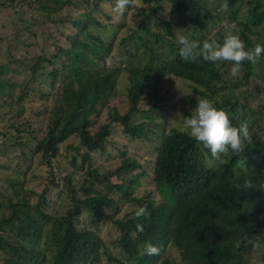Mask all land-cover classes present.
Instances as JSON below:
<instances>
[{
    "label": "trees",
    "instance_id": "1",
    "mask_svg": "<svg viewBox=\"0 0 264 264\" xmlns=\"http://www.w3.org/2000/svg\"><path fill=\"white\" fill-rule=\"evenodd\" d=\"M115 2L64 0L60 7L54 3L56 11L49 12L38 0H0V15H6L9 25H0V47L7 46L3 49L9 57L0 62V74H9L10 67L22 64L11 56V46L5 40L19 32L13 16L28 23L25 31L34 39L32 44L23 45L27 54L34 51L27 68L30 76L24 82L28 88L18 94L14 120L3 121L0 151L7 150L10 155L19 151V161L28 154L29 159L42 156L49 166L50 160H56L60 145L74 136L77 144L65 164L83 179L79 182L80 178L74 181L63 176L52 183L61 184V193L67 198H62L66 203L63 215L53 220L43 211L46 195L38 194L36 204L30 205L33 194L16 182L17 174L6 180L0 193L6 200V205L0 204V231L12 237L8 236V241L0 234V252L8 256L3 264H100L102 257L105 264H264V190L260 189L264 183V98L259 96L264 91V71L256 75L250 62L244 61L242 74L230 78L227 71L231 62H184L177 43L179 36L201 44L218 37L215 40L222 43L227 25L235 23V34L247 48L264 46L260 37H248L255 30L264 33V3L136 0V7L123 14L132 20L128 26L126 20H116L103 11L108 4L112 10ZM224 4L226 12L221 11ZM242 5L245 10L240 14ZM16 6L28 15L14 11ZM64 9L70 13L58 18ZM49 21L70 29L64 44L55 39L50 44L46 40L37 43L43 38L41 32L49 33L44 28L51 30ZM36 28L40 31L33 35L31 30ZM202 34L210 37L205 40ZM116 49L124 55L120 63ZM259 60L264 62V53ZM122 73L128 107L123 114L105 112ZM168 73L187 83L190 95L186 102L191 109L197 97L209 99L229 114L232 127L249 124L244 152L215 161L185 129L169 126L171 98L167 90L144 107L145 97L157 91L162 76ZM35 76L43 79L49 92H37ZM31 99L37 105L31 106L28 116L23 103ZM246 113L250 119L244 117ZM133 142L150 150L147 170L141 159L129 153ZM33 143V147L28 146ZM94 158H106L108 168L95 167ZM57 167L65 170V165ZM0 168L5 169L4 163L0 162ZM246 181L254 187L245 189ZM141 207L147 209L146 218L135 215ZM127 208L128 213L113 220ZM82 212L93 224L89 231L76 228ZM40 222L56 227L48 238L57 247L49 259L38 246ZM106 222L114 223L119 231L117 253L112 255L94 232L99 223ZM137 223L144 225L143 232L137 231ZM257 240L262 247L253 248ZM149 242L159 249V255H142Z\"/></svg>",
    "mask_w": 264,
    "mask_h": 264
},
{
    "label": "rangeland",
    "instance_id": "2",
    "mask_svg": "<svg viewBox=\"0 0 264 264\" xmlns=\"http://www.w3.org/2000/svg\"><path fill=\"white\" fill-rule=\"evenodd\" d=\"M62 1L64 0H38V5L44 6L49 12H54L57 9L56 5L60 7ZM262 2L264 3V0H262ZM102 8H103V11L106 12V14L111 15L116 20H120V21L126 20L128 23V26L131 25L132 20L128 16L115 13L113 9L111 10V4L105 5ZM8 9L10 13L11 8H8ZM244 10H245V6L242 5L240 6L238 11L241 14ZM14 11H16L17 13H22L25 16L28 15L27 12H25L24 10H20L19 8H17V6L14 9ZM58 12H59V9H58ZM69 13H70V10L66 11L64 9L60 12V16H58V18L61 19L62 17H67L66 15ZM31 15H34V14L32 13ZM6 18L7 17L5 14L0 15V25H3L4 27L9 28L8 20H6ZM13 19H15L14 25L17 27H20L18 29L19 32H17L19 36H17V33H16L14 34L12 38L6 37L5 40L7 41V45L11 46V49H10L11 56H14L15 58H17L19 61L22 62V64L10 67L9 71L11 73L9 74H5L4 73L5 71L2 74H0V91H2V93H0V128L3 124V121L6 118H11L14 120V116L16 115V112L18 111V106L15 104V101L18 97V94L21 91L22 93H25L27 90L26 88H28L27 86L25 87L24 82L30 76V73L27 70V68L31 66V63H32L31 60L29 59V56L30 55L32 56L34 53V51L29 50L30 54H27L26 53L27 50L25 51L24 46H23V45H30L34 42L32 35H30L29 33L25 31L26 30L25 27L28 26V23L24 22L22 17L20 16H13ZM48 23H49V26H52V28L50 27L51 30L44 28V30L48 31L49 33L45 31L43 33L41 32V36H43V38L39 39L37 43L41 44L42 42H44V40H46L47 44H50L51 42H53V39H55V40H59L61 44H64L65 37L70 34V29L67 26H62L57 22H53L52 24L51 21H49ZM226 28H227V31L223 33V36H225L229 32L236 33L238 30V27L235 23H231L227 25ZM31 31L33 32V35H34L38 33L40 30L39 28L38 29L36 28V29H32ZM122 33L123 35H125L127 33V29H124ZM256 36L264 40V33H260L258 30H255V33L253 35L250 34L248 37L250 40H253V38H257ZM202 37L205 40H208V37L210 36L208 35L204 36V34H202ZM213 39H218V37H214ZM3 47H7V46L3 44L0 47V55H2V57H0V62H4L5 58L6 60H9V57H5L6 53H4L5 49H3ZM246 49H249V48L246 47ZM161 50H162V47H161ZM164 52L166 51L164 50ZM114 54H116V56L118 57V61L120 63L121 62L120 57L124 55L123 54L121 55V53H119L117 49L114 51ZM115 60L117 59H114V62ZM259 62H263V61L259 60L258 63H256L255 65L250 63L251 72L256 75H258L259 72L264 71V62L263 63H259ZM216 65H218V63H216ZM231 67H229L227 71L228 77L237 78L242 74L240 71L237 77H233L230 74ZM45 70L47 71L48 68H46ZM124 77H125V74L122 73L121 76L119 77V81H118L116 91H115V96L113 99L110 100L107 108L104 109L103 111L112 112V110H116L118 114H123L125 110L127 109L128 106H127V101H126V90H125L127 87V83H126V80H124ZM34 78L36 79L34 87L37 89V92H42V93L49 92V89L46 83L42 82L43 79H40L37 76H35ZM254 79H255V76L253 80ZM169 85H170V90L174 93V100H175V106H174L175 108L174 110H172V112H170L168 116L169 126H173L177 128L181 127L184 129L183 118L178 117L177 114L178 113L182 114L185 117L191 114V111H189L190 109L186 102V97L190 95L188 85L185 82H182L180 80H175V79H170ZM248 85L250 87H253V85H251L250 83H248ZM29 97L36 98L33 95H29ZM26 102H29V103H26ZM23 105L25 106V114L30 116L31 106H36L37 101L33 102V99L26 100L25 103H23ZM144 107H147V106H144ZM103 111H101L102 115L100 116V121H103L105 119V115ZM244 117L250 119L251 115L246 113L244 114ZM76 144H77V141L74 136L68 138L63 144L60 145L61 148H60L59 153H57L56 155V160L55 159L50 160L49 166L44 163L42 156L40 158L37 155L33 159H29V154H28L23 160L19 161V151L16 150L13 155L8 154L7 150L0 151V162L4 163L5 165L4 170L0 168V193L4 190L6 186V180L13 179L15 176L13 173H16L17 174L16 179H15L16 182L23 183L24 185L23 190L33 194V199L32 201H30V205L36 204L35 198L37 197L38 194L43 193L44 195H46V200H47V207L43 208V211L45 212L44 214H46L51 220H53L56 217L58 218L62 216L63 212L66 209L65 207L66 203L64 200L67 201V198H65V196L61 193L63 190V186L61 184H57L56 186H54L52 183L54 184L58 183L59 179L63 176H69L74 181L77 178H80V173L74 172L72 167H69L68 165L65 164L66 159L68 161L69 155L71 157V152L74 150V147L76 146ZM33 145L34 143L31 145L29 144L28 146L33 147ZM129 153L135 156L136 159H141V161L144 162L143 163L144 168L147 170L149 166L148 162L150 160V150L145 144L141 142H133L129 149ZM92 162L95 167L99 165L101 167V170L108 168V165L106 163V158H103L100 160L94 158L92 159ZM58 163L60 164V166L65 165L64 167L65 170H63L62 168L63 171H61V167L58 170V167H57L59 165ZM82 180L83 179L80 178L79 182H81ZM70 185L74 189L78 188V185L73 186L72 183H70ZM146 189L151 190V187L146 186ZM78 195H81V193L80 194L78 193ZM152 195L155 198H157L153 191H152ZM135 196L136 197L142 196V193H135ZM11 203L13 204V202ZM0 204H2V206L6 205V200L3 197H0ZM7 212L8 210H6V213ZM128 212H129V209L127 208L123 212L114 216L113 220H118L119 218L123 217ZM40 225L42 226V230H41V239L38 243V246L41 249H45L44 255L46 256V258L49 259L54 254L57 248L55 246V241L51 242L48 240V238L51 235H53L54 231L56 230V227L51 228L49 227V224H46L43 222H40ZM76 228L84 229L88 231L93 228V224L90 223L89 217L84 212H82V214L78 218ZM94 232L97 234L106 252H108L111 255L117 253L119 231L114 225V223H111V222L99 223L97 229ZM0 234L3 235L2 236L3 238H7V240L10 241V237L8 236H11V235H6V231H0ZM10 244L13 245V242ZM7 257L8 256L6 254L0 252V264H3V260ZM171 258H173V260H176V255L174 253H171ZM100 261H101L100 264H105V261H106L105 257H102Z\"/></svg>",
    "mask_w": 264,
    "mask_h": 264
},
{
    "label": "clouds",
    "instance_id": "3",
    "mask_svg": "<svg viewBox=\"0 0 264 264\" xmlns=\"http://www.w3.org/2000/svg\"><path fill=\"white\" fill-rule=\"evenodd\" d=\"M135 7L136 0H116L113 11L122 15L125 11ZM221 11H227L226 4L221 6ZM177 43L179 45L178 54L184 62L195 63L201 59L205 62L212 63L231 62L232 67L230 74L233 77L239 75L244 61H248L255 65L258 63L261 54L264 53V46L260 44H256L252 49H246L244 41L234 32L226 34L222 43L213 39L211 41H204L201 44L200 42L190 40L186 36H179ZM170 79L179 80L174 78L171 73H168L166 76L163 75L157 87V91L154 94L150 93V95L146 96L144 99V105L149 106L157 95H161L167 90L171 98L170 111L167 116H169L170 112L175 108L174 93L170 90L169 85ZM150 92H152V90ZM259 96L264 98V92ZM187 98L188 96L186 100ZM196 100L197 103L194 109L188 106L190 109L189 111H191L189 116L185 117L182 114H177L178 117L183 118V127L185 131L194 138L197 143L202 144L204 148L208 149L211 158L215 161H220L223 156H239L244 152L246 148L245 141L250 137L249 124L243 122L239 123L238 127H232L229 114L224 109H217L209 99L197 97ZM243 187L248 190L254 186L251 181H246ZM260 189L264 190V183L260 185ZM135 215L137 218H146L148 216L147 209L141 207ZM136 229L138 232H143L144 225L142 223H137ZM260 247H262V244L259 240L253 243V248ZM142 255H159V249L149 242L145 245Z\"/></svg>",
    "mask_w": 264,
    "mask_h": 264
}]
</instances>
